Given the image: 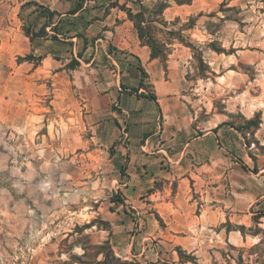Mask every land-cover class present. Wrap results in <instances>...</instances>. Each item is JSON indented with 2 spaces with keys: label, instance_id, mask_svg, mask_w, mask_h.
I'll return each mask as SVG.
<instances>
[{
  "label": "rangeland",
  "instance_id": "obj_1",
  "mask_svg": "<svg viewBox=\"0 0 264 264\" xmlns=\"http://www.w3.org/2000/svg\"><path fill=\"white\" fill-rule=\"evenodd\" d=\"M132 1L134 11L147 2ZM192 9L193 16L174 26L191 18L195 25L183 35L201 53L200 60L189 48V55L176 52L187 85L183 107L203 130L222 125L228 132L202 147L205 157L186 156L176 141L167 144L170 160L160 167L177 174L186 164L200 168L198 185L190 183L192 197L200 205V190L215 187L214 198L231 205L225 221L203 231L197 254H186L161 233L168 225L152 207L143 217L124 203L119 186L131 171L129 152L119 155L117 144L101 142V127L80 109L72 75L63 86L59 78H44V69L40 79L17 72L19 64L27 62L22 69L28 70L39 61H25L36 56L16 39L8 51L0 47V264H93L103 260L96 246L126 264H264V217L253 220L264 211V0H195ZM147 84L145 92L152 93ZM137 104L144 115L154 108L148 100ZM122 127L127 133L126 122ZM221 228L244 241L216 237L213 230Z\"/></svg>",
  "mask_w": 264,
  "mask_h": 264
},
{
  "label": "crops",
  "instance_id": "obj_2",
  "mask_svg": "<svg viewBox=\"0 0 264 264\" xmlns=\"http://www.w3.org/2000/svg\"><path fill=\"white\" fill-rule=\"evenodd\" d=\"M146 1L134 11L136 4L132 0H82L81 8L71 13L79 0H0V47L2 50L7 47L8 51L15 40L20 39L27 47L25 52L41 57L36 66L28 64L31 66L28 70L22 69V64L27 62L18 65L17 72L24 78L40 79L44 69V78H59L66 86L67 77L72 75L73 84L80 90V109L86 118L94 121L96 129L101 127V142L106 147L117 144L119 155L129 152L131 171L119 186L124 203L132 204L143 217L150 215L148 210L152 207L168 225L161 233L175 239L186 254L195 255L201 247L199 239L203 231H212L225 221V210L231 205L214 198L212 192L216 188L211 185L200 190L203 203L198 205L199 198L193 199L190 183L195 181L192 187L198 185L201 169L194 170L186 164L184 173L177 174L164 170L160 163L165 162L167 144L171 142L179 143L186 156L205 157L208 150L202 147L212 143L217 136L225 138L228 131L216 125L203 130L202 122L183 107L181 98H184L187 85L179 78L181 58L176 52L186 55L185 51L189 55V49L173 44L164 67L159 60L150 58L149 49L141 45L132 23L119 8L125 5L133 12L149 11L153 0ZM194 1L182 6L170 3L162 14L163 20L170 23L193 16ZM35 5L54 16L51 19L41 16ZM44 24L46 34L43 37L30 41L23 34V26L37 32ZM54 27V31L64 35L63 39H52ZM72 59L79 65L66 69ZM138 64L146 73L143 83L146 85L147 81L150 85L158 105L152 102L154 108L149 115H144L141 105L137 104V101L147 99L128 92L130 88H136L140 80ZM176 78L178 84H175ZM141 91L146 93L139 89L137 94ZM122 122L128 125L126 135H122ZM133 128L138 132L136 138L130 136ZM173 182L176 183L174 191L171 188ZM155 184L159 185L155 187ZM194 190L197 192L199 188ZM175 225H184L186 229L177 231ZM213 231L216 237L222 235L230 244L245 239L234 230ZM210 239L212 242L213 237ZM172 264H177L175 259Z\"/></svg>",
  "mask_w": 264,
  "mask_h": 264
},
{
  "label": "trees",
  "instance_id": "obj_3",
  "mask_svg": "<svg viewBox=\"0 0 264 264\" xmlns=\"http://www.w3.org/2000/svg\"><path fill=\"white\" fill-rule=\"evenodd\" d=\"M81 1L79 0V3L76 4L75 8L71 10V13H75L79 8H81ZM193 0H153V6L150 8L149 11H143L139 10L137 12H133L130 8L125 7V5H121L119 8L125 12L128 20L132 23L133 28L137 34V37L141 43V45L146 46L150 51V58L151 59H157L159 60L163 66H166V61L168 58V55L170 54L171 47L173 44L178 43L183 45L186 48H189L191 52L198 55V57L201 60V53L198 49H195L191 44L186 42L185 36L183 35L184 31H187L191 29L195 24L192 22V19H189V24L182 25L180 28L175 29L174 26L179 23V19H175V22L168 23L163 20L162 14L164 10L169 7L170 3H174L176 5L182 6V5H191ZM40 10L41 16H46L47 18L51 19L54 16V13H50L47 10H45L42 7H39L38 5H35ZM141 6V4L139 5ZM202 16L200 13L197 15V17ZM171 27V28H170ZM46 25H42L41 28L34 32L33 30L29 28H24L25 35L29 38L30 41H32L34 38H40L45 36ZM53 31L55 30V27L52 28ZM55 33V31H54ZM162 34L163 38H159V35ZM53 40H56L54 36H52ZM30 58L35 59V65L40 60L41 57H25V61H29ZM79 63L72 59L70 63L67 65L69 69H74L77 67ZM137 70L140 73V80L138 82V85L136 88H130L129 94H135L139 98H145L150 102H153L156 106L157 101L154 94H151L149 92L146 93H139L137 94L139 89H144L146 86L144 85V79L146 78V73L143 70V68L140 66V64L137 65ZM122 88H125L124 85ZM252 124V121H248L247 124ZM225 125V124H224ZM222 125H218L217 128H220ZM257 126V125H256ZM216 128V129H217ZM242 129V128H241ZM238 132H242V130L236 129ZM242 168H246L243 163ZM113 203L120 202L117 199H113ZM264 217V211L259 212L258 216L254 217V222H257L260 218ZM96 249V257L103 254V260L95 261L93 264H126V263H120L118 259H115L109 249H106V253H102L101 250H105L104 247L96 246L94 247ZM110 252V254H109Z\"/></svg>",
  "mask_w": 264,
  "mask_h": 264
},
{
  "label": "built area",
  "instance_id": "obj_4",
  "mask_svg": "<svg viewBox=\"0 0 264 264\" xmlns=\"http://www.w3.org/2000/svg\"><path fill=\"white\" fill-rule=\"evenodd\" d=\"M57 38H60V35H55ZM122 135H126L125 128H122Z\"/></svg>",
  "mask_w": 264,
  "mask_h": 264
}]
</instances>
